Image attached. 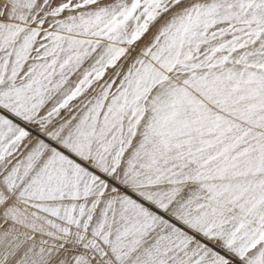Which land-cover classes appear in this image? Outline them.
<instances>
[{"label":"snow or ice","instance_id":"snow-or-ice-1","mask_svg":"<svg viewBox=\"0 0 264 264\" xmlns=\"http://www.w3.org/2000/svg\"><path fill=\"white\" fill-rule=\"evenodd\" d=\"M0 264H264V0H0Z\"/></svg>","mask_w":264,"mask_h":264}]
</instances>
